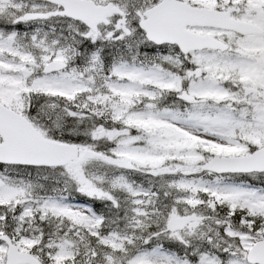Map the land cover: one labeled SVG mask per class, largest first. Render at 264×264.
Masks as SVG:
<instances>
[{
	"label": "snow or ice",
	"instance_id": "snow-or-ice-1",
	"mask_svg": "<svg viewBox=\"0 0 264 264\" xmlns=\"http://www.w3.org/2000/svg\"><path fill=\"white\" fill-rule=\"evenodd\" d=\"M0 264H264V0H0Z\"/></svg>",
	"mask_w": 264,
	"mask_h": 264
}]
</instances>
